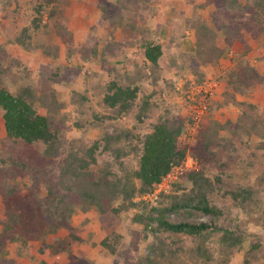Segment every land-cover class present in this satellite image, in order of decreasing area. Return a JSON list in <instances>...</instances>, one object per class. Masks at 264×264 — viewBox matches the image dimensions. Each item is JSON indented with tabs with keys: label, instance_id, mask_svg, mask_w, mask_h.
<instances>
[{
	"label": "rangeland",
	"instance_id": "1",
	"mask_svg": "<svg viewBox=\"0 0 264 264\" xmlns=\"http://www.w3.org/2000/svg\"><path fill=\"white\" fill-rule=\"evenodd\" d=\"M108 1L110 4H115L117 0ZM241 1L243 6L240 9L218 12L210 0H149L151 10L147 12L144 20H141L140 25L156 32L155 38L165 48V55L161 61L160 79L155 83L153 79H145L144 74L149 75L151 71L143 55L144 51L140 48L142 38L148 37V34L145 33L142 36V31L137 33L123 31L121 28L109 31L106 26L103 29L102 26L98 27L96 22L100 13L93 6V0H54L50 6L42 8L41 12H38L37 8L41 4L46 5V0H0V28L4 29L3 35L0 36V57L5 64L4 68L9 69L8 74L0 78V85L16 94L29 86L47 93L56 91L60 103H66L69 106L60 111L56 119L58 124L60 123L58 125L59 148L63 151L61 156L52 159L53 165L62 163L70 151V154L75 153L78 158L84 157L85 151L91 148L95 141L100 140L95 154L96 162L87 168L88 173H94L93 181H98L99 177L105 174L104 169L119 178L124 177L126 172L133 174L139 170L141 151L138 148H142V141L146 134L151 133L153 126L162 120L182 128L179 142L181 148H187L186 160L183 164L171 171L169 173L171 176L166 181L164 178L167 176L162 180L168 186L166 192L156 188L152 193L145 195L137 193L133 199L137 206L122 213L115 220H106L108 217H103L94 206H91L92 209L87 213L78 211L72 222L73 226L79 229L77 232L82 242L68 245L69 248L55 256L44 254L39 257L37 252L43 244L42 241L31 240L30 248L23 251L22 255L18 254L15 244H10L5 251L7 258L12 260L11 263L38 264L37 260L40 258H45L48 264H123L126 261H138L144 257L148 246L155 239L150 233V227L146 228L144 222L133 221L136 215L155 216L153 209L163 206L162 202L168 203L170 198L167 196L190 193L194 185L188 177L189 173L202 171L205 177L210 178L212 187L215 189L213 198L223 209L224 217L215 222L210 215L190 214L189 211L183 210L170 213V221L196 224L215 222L219 228L226 227L231 230L236 228L246 235V239L239 249L228 256L229 253L224 252L218 243L219 235L214 234L203 242L180 235L174 247L177 249L175 263L201 264V256L198 257L195 249L198 245H202L203 250L207 251L213 259L211 264H264L261 250L253 252V255L259 258L257 260L248 256L252 253L254 244L259 240L264 241V230L260 226L264 211V137L256 133L258 131L252 132L251 135L243 133L239 121L229 118V116H235L234 119L239 120L243 111H251L249 105H253L258 115L262 116L263 123L260 126L264 131V33L260 30L261 17L256 16V8L252 6L253 1L248 3L245 0ZM60 5L66 8L63 23L69 34L62 32L65 29L62 27V20L58 25L50 23L52 8ZM204 5L208 6L204 8ZM38 17L41 18L42 25L49 22L50 27L45 31L44 29H41V32L35 31V19ZM185 19L193 21L201 19L206 22L210 28L216 30L219 43L223 48H227L222 62L219 61L215 66L208 64L200 68L205 74L202 78L199 74L192 72L194 70L192 68L196 67L193 62L190 63L191 65H185L181 56L176 59V65L184 70L175 73L168 67L172 63L171 55L178 56L180 50L189 56L194 55L192 49L195 44L194 31L186 30ZM25 28L29 30L36 45L44 43L45 47H50L52 50L58 49L59 57H44L43 47L39 51L30 52L20 46H4L7 44L5 36L13 38ZM257 32H261L258 38L254 35ZM171 34L178 42H182L180 50L171 51L169 48ZM238 34L242 37L235 36ZM70 38H72L71 42H69ZM227 39H230V42L233 41L231 46ZM109 44H113L115 55L110 56L108 52L104 53V48H107ZM82 45H92L99 54L90 57L87 61L83 60V54L80 52H76L71 57L69 55L72 54L68 55V48L73 47L78 51ZM82 62H85L83 69L76 70L77 65L80 66ZM111 74L123 85H127L128 82L130 84L133 80L141 83V91L138 93L135 107L129 114H117L115 109L107 108L103 103L111 83ZM124 74L130 79H125ZM52 76H56V81L51 79ZM249 76L255 78L252 80L255 85H252L244 95L235 92L232 84L235 78L248 80ZM58 80H62L63 83H59ZM134 87L132 84V88ZM73 94L76 96L79 94L76 100L85 96L88 101L82 99V106L77 107L70 103ZM231 95L238 100L236 99L235 102L231 101V98L228 99ZM205 96L209 109L202 121L194 124L192 120L194 103L196 101L195 104L198 106L201 100L206 99ZM147 98L149 99L147 102L151 105L148 109L150 115L144 122H140L136 119V115L144 99ZM243 103L247 105L244 106ZM237 104L239 106H236ZM232 105L236 109L232 108ZM75 109L77 110L73 113ZM41 112L44 113L43 110ZM64 112L67 113H65L66 119L63 116ZM95 114L101 117L108 116L109 119H105L101 126H95ZM77 122L81 126L77 125ZM107 126L110 128L109 132L129 131L126 140L123 139L119 143L113 142L109 149H105L106 143L103 141V136ZM216 129L218 132L211 152L215 154V159L220 164L216 161L200 164L195 157L197 156L195 146L204 132L213 135ZM4 134L0 112V139ZM224 139H231L232 143L227 144ZM118 146L125 149V155L115 152V147ZM3 147L4 143L0 144V155ZM17 147L22 155L30 153V147ZM207 155L210 156V154ZM5 167L3 166L2 169L4 170ZM84 171L86 172V169ZM2 175L0 171V183L5 181ZM19 182L26 181L23 179ZM135 184L138 188L140 187L137 178ZM176 186H180L177 191H175ZM238 186L252 189L251 201L241 204V197L237 199L232 197V193L238 190ZM6 210L7 207L0 197V216L6 218ZM85 220H88L86 225ZM155 224L156 222H153L152 226ZM112 230L122 236L115 254H111L101 245ZM69 233V230L59 229L52 238L67 245ZM166 236L164 233L160 234L162 239ZM114 239L115 236H111L110 243H113ZM168 242L170 243L171 240ZM17 245L23 247L22 243ZM32 257L34 260H31Z\"/></svg>",
	"mask_w": 264,
	"mask_h": 264
},
{
	"label": "trees",
	"instance_id": "2",
	"mask_svg": "<svg viewBox=\"0 0 264 264\" xmlns=\"http://www.w3.org/2000/svg\"><path fill=\"white\" fill-rule=\"evenodd\" d=\"M210 1H212V5L216 6L218 12L235 11L243 6L241 0ZM248 1H253L252 6H255L257 11L256 16L261 17L259 21L261 25L260 30L264 33V0H245L247 3ZM53 2L54 0H46V5H39L37 11L41 12L42 8L50 6ZM8 3L10 5V2ZM208 5H204V8ZM93 6L100 13L98 15L99 19L97 18L98 21L96 22L98 27L102 26L103 29L106 26L109 31H114L118 28H121L123 31L137 33L142 31V36L145 33L148 34V37L142 38L140 43V48L144 51L143 55L151 71L149 75H144L146 80L153 79L156 83L160 79L161 61L165 55V48L155 38L156 32H152V30H148V28L140 25L141 20H144L147 12L149 13V10H151L149 8V0H117L115 4H110L108 0H93ZM52 9L50 23L58 25L62 20V27L65 28L62 32L68 33L63 23L66 8L60 5ZM184 22L186 30L194 31L195 44L192 47L194 55L189 56L181 51L180 46L182 42H178L171 34L169 36V48L171 51L175 49H179L180 51H178V56L171 55L172 63L168 67L173 69L175 73L184 70V68L176 65V59L181 56L185 61V65L193 62V65L196 67L192 68L194 69L192 72L199 74L202 78L205 74L200 68L208 64L217 65L226 54L227 48H223L222 44L219 43V35L215 32L216 30L210 28L206 22L201 21V19H194V21L192 19H185ZM35 25L36 32H41V29L45 31L50 27L49 22L42 25L40 17L35 19ZM93 27L96 28V26ZM3 30V28H0V36L3 35ZM261 32L254 34L256 38L260 37ZM235 36L238 38L242 37L239 34ZM5 38L7 39V44L4 46H20L30 52L39 51L43 47L45 53L41 52L44 57H59L58 49L52 50L50 47H45L44 43L36 45L29 30L26 28L13 38L8 36H5ZM71 40L72 38H70L69 42ZM227 41L231 46L233 41L230 42V39H227ZM114 44L117 45L116 42ZM91 46L82 45L78 51L70 46L71 51L68 48V55L72 54L69 55L71 57L76 52H80L83 54V60L87 61L90 57L99 54ZM103 51L104 53L108 52L110 56L115 55L113 44H109ZM4 65L0 57V78L9 72V69L4 68ZM84 65L85 62L80 63V66L78 64L76 70L83 69ZM110 76L112 78L111 83L103 103L107 108L115 109L117 114H129L135 107L138 93L141 91V83L139 84L138 81L133 80L130 81V84L128 82L126 83L127 85H123L120 80V82L117 81L114 75L111 74ZM55 78L56 76L51 77L53 81H56ZM124 78L130 79L126 74H124ZM252 80H255V78L251 76H249L248 80L235 78L234 83H232L235 92L244 95L252 85H255ZM63 81L66 80L63 79ZM63 81L60 80L59 83H63ZM132 84L135 86L134 88H132ZM73 95L70 98V103L81 107L82 99L86 100L85 96L80 95V99L76 100L75 98L79 94L77 96ZM228 99L236 102V97L233 95L229 96ZM148 100V98L144 99V103L136 115V119L140 122H144L150 115L148 109L151 105L147 102ZM243 105L247 104L243 103ZM68 107L66 103H60L59 95L56 91L47 93L35 90L29 86L23 88L19 94H16L0 85V112L2 113L5 132L3 138L0 139V144L4 143L0 155V171L3 173L2 177L5 179V181L3 180L0 183V197H2L7 207L6 218L0 216V257L2 258L0 263L13 264L11 263L12 260L7 258L8 256L5 251L6 247L10 244H15L18 254L22 255L23 251L30 248L29 242L31 240L42 241L43 244L37 252V256L39 257L44 254L55 256L57 253L69 248L70 244L82 242L77 232L79 229H76L72 222L74 215L78 211L87 213L92 209L91 206H94L103 217H108L106 220H115L122 213L137 206L133 202L137 193L140 195L152 193L164 177L186 160L187 148H181L179 142L182 128L180 126H173L170 122L162 120L153 126L151 133L146 134L142 141V148H138L141 151L139 170L133 174L126 172L124 177L119 178L117 175L104 169L103 173L105 174H102L98 181H93L94 173H88L87 168L90 164L96 162L95 154L100 140L95 141L94 145L85 151L84 157L78 158L75 153L70 154V151L62 163L53 165L52 159L61 156L63 151L59 148L58 125L60 123L58 124L56 119L60 111ZM249 108L251 111H243L238 120L241 125L240 127L243 128V133L251 135L252 132L258 131L256 133L264 137L263 128L260 126L263 123L262 116L258 115L255 106L249 105ZM77 109L80 110V108ZM79 112L81 113V111ZM65 113L62 115L66 119L67 113ZM105 119H109V117H101V115L95 114V126H101ZM77 125L81 126L78 122ZM106 129L107 131H105V135L103 136V141L106 143L105 149H109V146L113 142L119 143L123 139L126 140L129 133L126 130L123 133L121 131L115 132V130L109 132V126ZM217 130L214 131L213 135L206 132L203 133V130L200 131L203 134L201 133V138L195 146V153L197 154L195 157L200 164L211 161H216L220 164L215 159V154L211 152L218 132ZM224 141L227 144L232 143L231 139H224ZM17 146L30 147L29 152L31 154L28 153L26 155L24 153L22 155L20 153L21 150ZM115 148V152H118L119 155H125V149L121 146ZM207 154H210V156ZM3 166H6L4 170L2 169ZM85 169L86 172L84 171ZM27 177L28 179H26ZM188 177L194 185L190 193L167 196L170 198L168 203L162 202L163 206L153 209L155 216L136 215L133 221L135 223L144 222L146 228L150 227V233H152L155 240L148 246V250L143 258L135 262L126 261L123 264H176L174 259L177 258V249L174 247L180 235L192 237L198 242L206 241L214 234L219 235L218 243L224 252L229 253L228 256L232 255L234 250L242 246L246 239L244 233L238 231L236 228H233V230L226 227L219 228L215 224L216 221L224 217V211L213 198L215 189L212 187L210 178L205 177L202 171L190 172ZM136 178L140 182L139 188L135 184ZM23 179L26 182H19ZM217 180L221 181L220 178H217ZM179 188L180 186H176L175 191L179 190ZM224 195L226 196V194ZM252 196V189L242 186H238V190L232 193L234 199L242 198L241 204L251 201ZM260 209L263 211L262 207ZM183 210L189 211L190 214L201 213L210 215L215 219V222L211 224L205 222L196 224L184 221L173 223L170 221V213H178ZM153 222H156V224L152 226ZM87 223L88 220H85V225ZM103 226L105 227V224ZM260 226L264 230V211L260 220ZM59 229L70 231L69 239L67 240L69 244L65 245L59 240H53L52 235L58 232ZM162 233L167 235L166 238H160V234ZM113 235L115 236L114 242L110 243V238ZM121 239L122 236L116 233L115 230H112L104 241L101 242V245L107 248L111 254H115ZM169 240H171L170 243L168 242ZM19 243H22L23 247L17 245ZM252 250V253L248 254L249 257H252L254 260L259 259L253 255V252H260L259 250H261L264 259V241L259 240L252 246ZM195 252L198 254V257L201 256V264H211L213 261L208 252L203 250L202 245H198ZM31 260H34V258L32 257ZM46 261L45 258H40L37 260V263L48 264Z\"/></svg>",
	"mask_w": 264,
	"mask_h": 264
},
{
	"label": "built area",
	"instance_id": "3",
	"mask_svg": "<svg viewBox=\"0 0 264 264\" xmlns=\"http://www.w3.org/2000/svg\"><path fill=\"white\" fill-rule=\"evenodd\" d=\"M206 99H203L199 102V105L196 106V101L194 103V109H193V114H192V120L194 121V124H199L202 121V118L204 117V115L207 113L208 109H209V104L207 103V97L205 96ZM171 175L168 174L166 178H164V181L167 180L168 177H170ZM164 181L160 184H158L156 186L157 189H159L160 191H167L166 187H168L167 185H165ZM156 194H154L155 196ZM157 198V197H156Z\"/></svg>",
	"mask_w": 264,
	"mask_h": 264
},
{
	"label": "crops",
	"instance_id": "4",
	"mask_svg": "<svg viewBox=\"0 0 264 264\" xmlns=\"http://www.w3.org/2000/svg\"><path fill=\"white\" fill-rule=\"evenodd\" d=\"M223 59L220 60V62H222ZM241 95V94H240ZM236 99L238 100V98L236 97ZM236 106H239L238 104ZM232 108L234 107L236 109V107L234 105L231 106ZM238 109V108H237ZM237 116V113H236ZM235 116H229L230 119H232L233 121H238V119H234Z\"/></svg>",
	"mask_w": 264,
	"mask_h": 264
}]
</instances>
